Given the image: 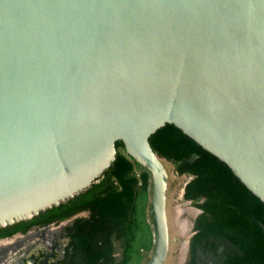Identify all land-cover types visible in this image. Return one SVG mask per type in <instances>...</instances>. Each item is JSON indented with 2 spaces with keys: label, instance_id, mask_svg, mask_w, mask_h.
I'll return each mask as SVG.
<instances>
[{
  "label": "water",
  "instance_id": "95a60500",
  "mask_svg": "<svg viewBox=\"0 0 264 264\" xmlns=\"http://www.w3.org/2000/svg\"><path fill=\"white\" fill-rule=\"evenodd\" d=\"M166 126L264 204V0H0V229L88 191L120 142L151 174L165 264Z\"/></svg>",
  "mask_w": 264,
  "mask_h": 264
},
{
  "label": "trees",
  "instance_id": "16d2710c",
  "mask_svg": "<svg viewBox=\"0 0 264 264\" xmlns=\"http://www.w3.org/2000/svg\"><path fill=\"white\" fill-rule=\"evenodd\" d=\"M150 144L161 160L173 165L178 176L191 178L184 188V198L203 212L195 222L194 241H221L232 233L237 238L231 242L235 241L242 255L228 257L224 264H264V204L226 165L175 127L158 131ZM116 148V161L88 191L31 221L0 229V239L89 210L95 223H89L88 231L81 229V233L90 243L97 245L100 238L110 245L109 252L100 256L103 264H147L156 240L152 177L125 154L122 143ZM192 156L197 157L193 163L189 162ZM192 255H196L194 249Z\"/></svg>",
  "mask_w": 264,
  "mask_h": 264
},
{
  "label": "flooded vegetation",
  "instance_id": "af4514ba",
  "mask_svg": "<svg viewBox=\"0 0 264 264\" xmlns=\"http://www.w3.org/2000/svg\"><path fill=\"white\" fill-rule=\"evenodd\" d=\"M199 211L201 215L203 212ZM92 218L91 211L86 210L66 220L33 225L27 232L0 239V264H103L104 258L100 256L109 252L110 245L100 238L97 245L94 241L90 243L86 234L81 233V229L88 231L89 223H95ZM195 222L187 242L185 264H224L228 257L242 255L235 241L231 242L237 238L232 233L221 241L214 238L210 242L194 241L197 235ZM192 249L196 251L195 257Z\"/></svg>",
  "mask_w": 264,
  "mask_h": 264
},
{
  "label": "rangeland",
  "instance_id": "374dc122",
  "mask_svg": "<svg viewBox=\"0 0 264 264\" xmlns=\"http://www.w3.org/2000/svg\"><path fill=\"white\" fill-rule=\"evenodd\" d=\"M169 177L167 190V221L169 229V253L165 264H185L187 242L192 236L193 225L200 215L199 209L183 199V191L190 177H181L173 165L162 160ZM139 238L136 246L141 244ZM153 252L151 253L152 257Z\"/></svg>",
  "mask_w": 264,
  "mask_h": 264
}]
</instances>
